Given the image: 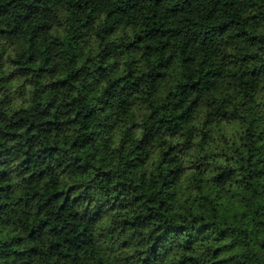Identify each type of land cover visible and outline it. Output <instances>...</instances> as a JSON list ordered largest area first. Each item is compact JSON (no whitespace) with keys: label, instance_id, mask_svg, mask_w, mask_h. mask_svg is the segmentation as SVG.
Instances as JSON below:
<instances>
[{"label":"trees","instance_id":"1","mask_svg":"<svg viewBox=\"0 0 264 264\" xmlns=\"http://www.w3.org/2000/svg\"><path fill=\"white\" fill-rule=\"evenodd\" d=\"M262 85L264 0H0V264H264ZM124 141L163 155L164 196ZM202 149L241 190L189 172Z\"/></svg>","mask_w":264,"mask_h":264},{"label":"clouds","instance_id":"2","mask_svg":"<svg viewBox=\"0 0 264 264\" xmlns=\"http://www.w3.org/2000/svg\"><path fill=\"white\" fill-rule=\"evenodd\" d=\"M89 64H91V60L88 61ZM165 65H160V67H164ZM81 67L82 66H78L75 70V73L73 74V79H78L79 78V75H80V70H81ZM106 69H103V71H105ZM161 78H165V77H162L159 73H157L155 75V79H161ZM67 77H65L64 79H61L59 81H56V80H53L51 81V84L53 85H56V86H59V87H64V86H67L66 83H61L62 81H66ZM119 82H123V79L122 78H118ZM99 79L97 80V83H99ZM117 83V81H113V84L112 86L114 87L115 84ZM264 86V85H262ZM36 87H40V85H28L27 88L29 89V91H34ZM49 89L47 87L44 88V94L47 93ZM81 91H83V93L85 94L86 98H87V94L89 92V86L87 84L85 85H81L78 88L74 87L72 89V96L65 102L66 104V108H71L73 103H74V100L75 99H78L81 95ZM94 91V89H93ZM149 96L151 95V93L148 94ZM241 96H243V93H241ZM166 97L169 101L175 99V104L176 103H179V100L176 98V94L172 91H169L166 93ZM237 99H239V97H237ZM35 103H38V101H35V100H31L30 99V103H26L23 105V107L25 109L29 108L30 106H32L33 104ZM101 103H103V101H101ZM145 103L147 104L148 103V98L145 97ZM264 103V101H262L260 99V97H257V96H253L252 97V102H251V106L252 107H255L256 105H260ZM49 104H51V101H49ZM53 107H55V105H52ZM162 106H166V105H162ZM250 105L248 103H245L244 104V107H249ZM18 110V109H17ZM68 115H72L71 113H67ZM78 115H81L80 113H78L77 115H72V122H75L78 118ZM149 118L151 119H154V112H150L149 113ZM254 123L255 122H252L251 123V126H254ZM105 127H111L109 125H106ZM84 130H85V125L83 126ZM238 132H240L241 130L238 129L237 130ZM244 131H250V127L249 128H246L244 129ZM79 135V133H78ZM143 137L140 138L141 142L143 141ZM170 137L165 135L162 140H161V144L160 145H157L156 147V151L157 153L160 152V149H161V145H163V154L165 152H168V145L164 144V141H167L169 140ZM181 140H183V137L181 136L180 137ZM197 139H202V136L201 137H198ZM236 142H235V147L236 148H240L241 144L244 143V141L241 140L240 138V135H237L236 136ZM261 139H264V138H261ZM259 143V141H258ZM129 144L130 142L129 141H124V144H123V149L126 150L128 153H129V160L126 161V167L128 166H132L133 168H143L145 165H151V167L149 168L148 172H141L140 175L142 176H148L149 180L151 181L152 184L156 185V191L161 195V196H164L165 195V192H164V187L161 185V181L159 179H155L156 177H159L160 174H161V165L163 164V155L161 158H156L150 154H148L147 152H145V147L147 146L146 144H142V143H137L135 144L134 146H131L129 147ZM73 145L74 146H79V141H73ZM189 152V155H184L183 156V159L185 161H187L188 159H190V154L192 152V149H189L188 150ZM137 153H143L142 155H137ZM90 157L92 159H99V157L96 155L95 152H91L90 154ZM200 155L204 157V159L207 161V164H204V163H201L200 165L197 166L196 169H189V172L191 171H199L200 168H205V172L202 173V180L201 182H205V180H208L209 182H215V183H218L219 181H212V178L213 177H220L223 182H224V190L226 192H228L229 195H232L233 192H236V191H239L241 190V187H240V183L241 181L244 180V175H243V172H244V167H246L245 163H244V160H240V164H236V161L238 159H240L239 156L237 155H233L232 156V159L229 161V160H226L224 155L220 154L219 153V150L217 149V153L213 158L207 156L205 154V150H201L200 152ZM255 159L254 156H248L247 157V161L248 163H252L253 160ZM76 163H79V158H76ZM228 163H232L234 166H236L237 168H239L240 172L242 173V175L240 176H236V179L235 180H231V177L233 175H235L234 173H229L227 177L224 176V173L223 171L219 168V167H215V170H213L214 166L215 165H219V164H228ZM61 167H63V165H61ZM249 180L252 179V177H249L248 178ZM174 183V182H173ZM194 196L195 195H198L199 193L193 191L192 193ZM207 194V193H205ZM170 193L168 194V196L170 197ZM143 197V195H141ZM215 197V199H220V197L218 195H216V193H212L210 196H209V199H212L211 197ZM233 199H236L235 196H233ZM165 199H161V203L164 202ZM183 214V212H181V215ZM256 215H260V212L259 210L256 211ZM245 219H248L247 215L244 216ZM253 223H256L255 220H253ZM156 233H161L162 232V226L161 225H157L156 226V229L154 230ZM79 235V234H78ZM164 237L165 239L167 238L166 237V234H164ZM69 243H71L69 241ZM87 244V241L84 240L83 236H81V243L79 244V246L77 245H73V248L76 250V257H72L70 255H67L66 253L62 254L64 255L65 258L67 259H78L79 258V253L83 251L84 247L86 246Z\"/></svg>","mask_w":264,"mask_h":264}]
</instances>
